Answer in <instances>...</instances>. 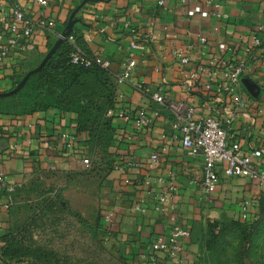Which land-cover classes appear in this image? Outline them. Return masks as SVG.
I'll use <instances>...</instances> for the list:
<instances>
[{"label":"crops","instance_id":"1","mask_svg":"<svg viewBox=\"0 0 264 264\" xmlns=\"http://www.w3.org/2000/svg\"><path fill=\"white\" fill-rule=\"evenodd\" d=\"M14 2L32 20L53 24L36 26L34 49L15 51L0 64V92L14 88L17 76L37 67L64 36L56 51L68 41L87 56L109 59L115 106L145 109L155 122L135 130L132 121L116 110L107 151L113 159L87 168L82 158L92 155L91 145L88 132L78 131L77 113L57 107L29 114L0 113V169L8 181L19 188L37 178L52 179L73 212L90 220L100 216L119 252L135 264H145L152 242L158 236H169L174 224L186 226L191 235L182 240L181 250L173 255L158 252L156 264H202L208 225L224 218L236 219L242 201L261 197L264 189L255 180L228 177L221 169L215 192L210 199L204 198L203 157L182 147L180 140L172 137L171 125L191 106H196L199 114L217 109L224 125L232 120L244 147H264V73L246 77L230 95L206 91L204 79L188 88L173 51L184 48L192 61L190 68L207 63L216 54L242 53L257 26L264 24V0H227L223 18L174 0L168 2L167 9L157 0H47L46 5L36 0H0V44L7 39ZM149 30L155 33L154 41L147 39ZM202 36H206V43ZM133 42L137 47L129 49ZM225 45L231 50H224ZM130 60L136 65L130 76L120 81ZM98 82H92L93 88ZM158 90L167 97L162 105L152 96ZM102 92L95 96L103 100ZM242 96L245 99L239 105ZM162 146L167 152L161 154L157 168L149 169L151 154ZM161 175L177 184L173 198L165 205L157 202L164 185H142L148 176ZM137 204L145 210H136ZM108 215L110 221L106 220ZM5 217L6 211L0 210V244ZM0 264L28 262L5 256Z\"/></svg>","mask_w":264,"mask_h":264},{"label":"built area","instance_id":"2","mask_svg":"<svg viewBox=\"0 0 264 264\" xmlns=\"http://www.w3.org/2000/svg\"><path fill=\"white\" fill-rule=\"evenodd\" d=\"M40 5H46L47 0H36ZM170 0H157L158 4L167 9ZM180 4L191 7L194 10H206L211 16L216 18L226 17L223 6L227 0H174ZM53 22L44 19L32 20L22 6L14 2L10 6V17L7 23V39L0 44V64H2L13 52H28L35 47L34 28L36 26H51ZM149 41L156 39L155 33L149 30L146 34ZM203 43L207 42L206 36H202ZM137 43L133 42L129 49H135ZM224 50H231L225 45ZM173 56L184 72V84L191 88L195 83L204 79L203 87L207 91L213 90L218 95H230L240 88L242 79L254 75L257 72L264 73V24L258 25L251 35V41L242 47V53L224 55L216 54L211 56L207 63L199 64L190 68L191 59L184 48H176ZM71 60L75 64H82L86 67L100 66L109 69L111 61L101 55L87 56L79 49L71 54ZM136 65L134 60L127 62L120 81L131 74V69ZM190 68V69H188ZM154 100L159 104H164L167 100L162 90L153 92ZM245 98L239 99L238 104H242ZM111 108L108 116H112L119 111L127 121H132L135 130L150 127L154 122V117L145 109L134 110L130 106L121 105ZM219 111L213 109L209 114H199L196 106H191L183 117L172 122L174 139H179L182 147L188 149L191 154L202 155L203 157V178L202 196L206 199L212 197L219 182V172L224 170L228 177H244L255 180L257 185L264 189V147H254L252 145L244 147L237 138L233 128L232 120L223 124L218 117ZM167 152V147L162 146L159 151H154L147 163L149 169H155L161 162V154ZM82 162L87 168L92 167L88 157H83ZM263 165H260L262 164ZM165 186L159 193L157 202L165 205L169 202L177 190L174 180H166L164 176L157 178L148 176L143 180L142 185L152 188L154 185ZM16 186L8 181L7 175L0 169V210L8 211L13 203V194ZM260 196H250L242 201L240 207L241 220L253 219L254 213L259 205ZM136 210L144 211L142 204L135 206ZM110 221V215L106 216ZM191 235L190 228L174 224L169 236H158L152 242L145 264H156L157 253L164 252L167 255L176 254L181 250V242ZM4 256L0 249V259Z\"/></svg>","mask_w":264,"mask_h":264},{"label":"rangeland","instance_id":"3","mask_svg":"<svg viewBox=\"0 0 264 264\" xmlns=\"http://www.w3.org/2000/svg\"><path fill=\"white\" fill-rule=\"evenodd\" d=\"M2 106L14 109V101H4ZM88 158L92 166L105 159H113L102 148ZM55 187L59 186L52 179L37 178L27 186L16 188L12 206L6 211V226L1 235V244L8 246L13 258L27 261L28 264H39L40 254L52 252L54 255L69 256L75 260L85 259L87 263L98 256V240L107 246V253L99 254L105 262L109 261L110 255L116 259L122 257L110 236L99 228L98 219L90 220L76 215L64 200L53 194ZM262 201L264 204V197ZM262 201L250 220L254 221V225L249 241L245 243L241 235L238 236L231 229L227 236L219 234L211 240L209 246L204 245L202 264H264ZM235 220H238L236 223L239 222L240 215ZM128 261L132 262L129 259Z\"/></svg>","mask_w":264,"mask_h":264},{"label":"trees","instance_id":"4","mask_svg":"<svg viewBox=\"0 0 264 264\" xmlns=\"http://www.w3.org/2000/svg\"><path fill=\"white\" fill-rule=\"evenodd\" d=\"M74 51L75 48L72 44L64 41L45 65L28 79L19 92L9 97L0 98V113L29 114L48 107H57L75 112L78 114V131H87L89 134L88 141L91 145V153L96 154L97 149L100 148L107 152L114 130L111 123L112 116H108V111L111 108L116 109L113 97L114 81L110 70L107 68L97 65L86 67L82 64L73 63L71 54ZM26 73L27 71L17 76L14 87ZM96 80L99 82L94 84L95 87L93 88L91 84ZM91 88L93 89L91 90ZM100 92L103 93L101 96L104 97L103 100L95 96V94ZM8 100L14 101V109L2 106L3 102ZM58 191L54 188L53 194L60 200H64ZM263 197L264 192L261 194L257 210L260 208ZM66 205L68 206L67 202ZM262 207H264L263 201ZM68 208L70 207L68 206ZM75 214L80 215L78 213ZM96 218L98 219L99 228L103 232L108 233V227L101 222L100 216ZM236 221L238 220L224 218L223 220H215L210 223L205 244L209 246L212 243L211 240L213 241L219 234L223 237L227 236L230 229L234 232L236 231L238 236L241 235L243 241L247 243L251 236L250 231L253 228L254 221L240 220L237 223ZM96 243L98 256L90 262L85 263V259L75 260L69 256L61 257L48 252L39 255V264H135L134 262L130 263L128 261L129 258L124 254L119 259L110 255L109 261L105 262L103 258H100L99 254L107 253V246L99 240ZM0 249L4 257L13 258L7 245L0 244Z\"/></svg>","mask_w":264,"mask_h":264},{"label":"water","instance_id":"5","mask_svg":"<svg viewBox=\"0 0 264 264\" xmlns=\"http://www.w3.org/2000/svg\"><path fill=\"white\" fill-rule=\"evenodd\" d=\"M69 26H72V20L69 24ZM68 33V32H67ZM64 35H66V33H64ZM64 36L60 38V40L53 46V48L46 54V56L44 57V59L41 61V63L31 69L30 71H28L25 76L21 79V81L11 90L5 91V92H0V98H4V97H9L12 96L14 94H16L17 92H19L24 85L26 84V82L28 81V79L35 74L36 72H38L47 62V60L52 56V54L56 51L57 47L59 46V44L61 43V41H63ZM246 80V78H243L242 81L244 82Z\"/></svg>","mask_w":264,"mask_h":264}]
</instances>
